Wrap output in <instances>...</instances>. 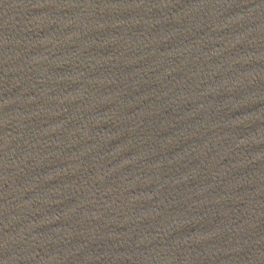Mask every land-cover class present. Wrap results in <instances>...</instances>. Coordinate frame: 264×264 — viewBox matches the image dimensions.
Wrapping results in <instances>:
<instances>
[{
  "label": "water",
  "instance_id": "obj_1",
  "mask_svg": "<svg viewBox=\"0 0 264 264\" xmlns=\"http://www.w3.org/2000/svg\"><path fill=\"white\" fill-rule=\"evenodd\" d=\"M0 264H264V0H0Z\"/></svg>",
  "mask_w": 264,
  "mask_h": 264
}]
</instances>
